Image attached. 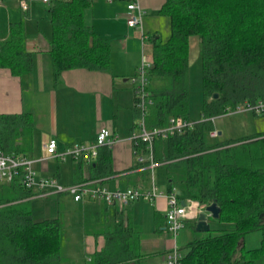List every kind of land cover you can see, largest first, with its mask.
<instances>
[{"label":"trees","instance_id":"trees-1","mask_svg":"<svg viewBox=\"0 0 264 264\" xmlns=\"http://www.w3.org/2000/svg\"><path fill=\"white\" fill-rule=\"evenodd\" d=\"M89 2L48 4V53L55 83L64 71L110 67L108 40L83 22ZM158 13L168 18L170 30L164 40L150 39L147 90L152 104L145 111L146 127L165 128L171 119L188 116L192 37L199 39L202 105L201 121L191 129L154 140L151 162L160 170L167 193L179 192L180 203L215 205L217 221L232 225L196 232L197 219L184 221L191 239L180 264H264V131L237 139L210 136L216 131L215 118L264 102V0H165ZM23 44L21 23H11L9 38L0 42V69L17 77L30 71L31 54ZM253 113L264 115V110ZM32 134L30 114H0V153L27 157ZM131 144L134 155L143 158L137 163L144 170L141 174L150 181L154 169L148 168L146 145L135 140ZM101 149L98 159L103 157ZM108 159H102V169L92 179L110 175ZM77 162L92 172L99 166ZM34 196L17 180L0 183V264H62L60 222L58 218L33 221ZM99 210L97 202L85 203L86 229L99 221ZM164 219L155 215L157 229L162 221L166 225ZM254 233L260 236L259 245L247 248L245 237ZM101 234L102 249L81 264H141L149 256L140 252L141 230L129 216H120L112 230Z\"/></svg>","mask_w":264,"mask_h":264},{"label":"crops","instance_id":"crops-1","mask_svg":"<svg viewBox=\"0 0 264 264\" xmlns=\"http://www.w3.org/2000/svg\"><path fill=\"white\" fill-rule=\"evenodd\" d=\"M0 1V14L3 16L0 18V23L7 20L6 31H2L0 42L9 38L11 23L23 24V18H33L31 14L38 13L40 1L43 3L42 0H25L28 11L23 12L17 0ZM131 1L133 0H113L112 2L90 0L83 11L84 24L94 34L109 42L110 67L108 70L72 69L64 71L59 81L55 83L48 53L50 37L43 36L50 31L51 25L50 29L44 28L43 33L40 30V24L38 25L40 36L36 44L30 50L23 46L25 52L31 54L30 71L17 77L12 76L7 69H0V114L27 113L31 115L32 147L27 157L32 161L37 177H55L59 182L63 177H67L70 184L78 183L77 179L92 180L109 190H124L134 185L140 190L150 188L151 176L149 181L141 174L144 170L138 167L137 156L134 155L132 148L130 154V136L137 130L138 114L134 108V89L127 81L135 74L140 64L144 42L154 36L166 39L170 28L168 18L158 13L165 0H136L142 12L141 22L134 28L129 27L119 16L127 13V4ZM47 12L49 21L48 7ZM1 28L3 26H0ZM189 47V66L198 65L199 39L192 37ZM148 59H151V55ZM104 127L111 131L117 141L109 149L102 148L100 153L103 157L100 156L99 159L92 161L94 166L99 165L97 171L92 172L86 165L85 169H82L85 163L82 166L78 162L75 165H69L59 163L55 158L45 159L44 152L39 154L38 150L41 148L43 150V145L50 139L56 141L58 153H63L66 148L75 144L92 145L96 141L98 131ZM104 157H109L106 165L110 175L92 179V175L102 169ZM53 196L59 198L62 195L47 197ZM86 202H75L81 203L76 215L78 226L76 225L65 237L66 241H70L80 236L85 253L81 259L61 254L62 264H81L85 258L88 259L94 252L101 250L104 245L101 233L112 230L120 216H129L133 225L140 228L141 240L143 231L133 221L137 201L125 208L98 203L99 221L87 229L83 223ZM166 208L164 197L153 201L155 226H157L155 215L160 214L164 219ZM160 227H162L161 231H167L163 221ZM156 233L159 234V232ZM169 246L162 252L163 256L167 253ZM140 252L152 254L142 252L141 246Z\"/></svg>","mask_w":264,"mask_h":264},{"label":"built area","instance_id":"built-area-1","mask_svg":"<svg viewBox=\"0 0 264 264\" xmlns=\"http://www.w3.org/2000/svg\"><path fill=\"white\" fill-rule=\"evenodd\" d=\"M20 9L23 12L28 11V4L25 0H17ZM52 0H42L44 4H50ZM112 2L113 0H107ZM1 3V1H0ZM126 21V24L134 28L142 18V12L136 0L127 4V13L119 16ZM151 66V59L142 60L137 67L135 74L130 78L134 89V108L138 110V120L136 132L130 136V140H135L146 145V159L150 161L151 170L156 166L151 162L152 144L156 138H167L180 134L187 129H191L194 124L189 123L187 119L174 118L165 128H147L145 124V111L152 104L150 93L147 90L148 69ZM245 110L260 112L264 110V102L247 105ZM243 109H237L240 111ZM211 137H216L214 130L210 133ZM117 138L106 127L100 128L97 133L96 141L92 145L75 144L63 153L57 152V143L54 139L48 140L43 145L45 159L55 158L64 161L66 158L79 161L84 160L91 163L98 156L101 148H111ZM137 162H143V158L138 156ZM17 180L21 186L30 190L32 193L43 196L51 195H69L74 202L94 201L105 205H117L120 208L128 207L135 201H154L157 198L164 197L166 200L165 222L166 230L173 235L171 246L165 254L167 264H180L181 253L175 244V237L183 228L184 221L197 219L199 214L204 212V207L195 201H184L181 205L177 195L174 192L164 194L155 187L153 172L151 173V186L149 189L140 190L139 188H126L124 190H109L102 185L96 184L92 180H85L70 185H62L55 177L39 178L32 167V161L22 154H3L0 153V183H11ZM187 203L189 205H187Z\"/></svg>","mask_w":264,"mask_h":264},{"label":"rangeland","instance_id":"rangeland-1","mask_svg":"<svg viewBox=\"0 0 264 264\" xmlns=\"http://www.w3.org/2000/svg\"><path fill=\"white\" fill-rule=\"evenodd\" d=\"M47 7L48 4H43L40 1L38 13L35 12V14H31V17L33 18L26 17L27 19H29L28 21L25 20L26 18H23V24L21 25L24 41L23 45L25 49L30 50L32 49L33 45L36 44V40L40 36V31L38 29L39 24L40 30L43 33L45 32L44 28L46 29L47 27L50 29ZM0 18H3L1 14ZM6 24L7 20L0 23V26H3V28L0 29V36L2 35V31H6ZM50 31H48V33L43 36L46 37L47 35V37L49 38ZM151 51L152 41H145L144 52L142 54L140 64L143 59H145V61L148 60V57H150L151 55ZM190 68L188 73L189 113L186 119L189 123L195 124L201 121L202 89L200 58L198 65L192 64ZM130 78L128 79L127 83L133 86ZM214 127L216 131L221 132L220 137H222L223 139H237L255 134L256 132L264 131V115H255L252 111L243 109L215 118ZM131 148L132 147L130 140V154ZM33 151L34 148L32 152ZM38 151L39 154H42L43 152L42 148ZM58 162L67 163L69 165H75L77 163V161L72 160L71 158H66L64 161L58 160ZM85 167L86 166L83 165L82 169H85ZM153 175L155 187L158 189V191L166 194V187L162 175L160 174V170L158 168L154 169ZM60 183L62 185H70L67 177H63ZM136 203L137 208L133 215V221L137 225H139L143 231L140 240L141 251L145 253H152L142 260V264H167L165 255L163 256L162 252L165 251L169 245H171L172 240H174L173 235H171L167 231H161L162 227H159L157 229V227L155 226L153 220V201H144L140 199ZM187 205L189 204L187 203ZM79 206H81V203H75L69 195H62L59 198L57 196L47 197L43 195H37L32 197L30 200L31 216L33 221L58 218L61 227V254L70 255L73 258L79 257L81 259V257H83V254L85 253L81 243V237L79 236L77 239L74 238L70 241H66L65 238L67 233L74 229L76 225L78 226V224L76 223V215L78 214ZM203 213L206 214L207 224L212 229L225 227L230 228L232 226L230 224L218 222L217 219L208 216L205 211ZM156 232H159V234H157ZM72 233H74V231H72ZM190 239L191 233L189 227L183 226V228L175 237V244L178 246L181 255L186 252L184 246ZM259 242L260 236L258 233L250 234L245 237V244L247 248L257 247L259 245Z\"/></svg>","mask_w":264,"mask_h":264},{"label":"water","instance_id":"water-1","mask_svg":"<svg viewBox=\"0 0 264 264\" xmlns=\"http://www.w3.org/2000/svg\"><path fill=\"white\" fill-rule=\"evenodd\" d=\"M213 98H217V94H214ZM218 135H221V132H218ZM176 194L178 195L179 192H176ZM180 204L182 206L185 205L184 201H181ZM204 211L207 213L208 216H210L214 219H217L219 217V209L215 205L207 206L204 209ZM206 219H207V216L205 213L199 214V216L197 217V220H196V224H195L196 232H207L210 229L209 225L207 224Z\"/></svg>","mask_w":264,"mask_h":264},{"label":"bare ground","instance_id":"bare-ground-1","mask_svg":"<svg viewBox=\"0 0 264 264\" xmlns=\"http://www.w3.org/2000/svg\"><path fill=\"white\" fill-rule=\"evenodd\" d=\"M166 189V188H165ZM209 222V221H208ZM187 224V223H186Z\"/></svg>","mask_w":264,"mask_h":264}]
</instances>
